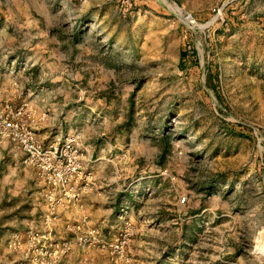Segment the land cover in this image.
Returning <instances> with one entry per match:
<instances>
[{"label": "rangeland", "instance_id": "374dc122", "mask_svg": "<svg viewBox=\"0 0 264 264\" xmlns=\"http://www.w3.org/2000/svg\"><path fill=\"white\" fill-rule=\"evenodd\" d=\"M0 264H264V0H0Z\"/></svg>", "mask_w": 264, "mask_h": 264}, {"label": "built area", "instance_id": "2783aa9c", "mask_svg": "<svg viewBox=\"0 0 264 264\" xmlns=\"http://www.w3.org/2000/svg\"><path fill=\"white\" fill-rule=\"evenodd\" d=\"M12 116V111H10ZM19 114V111L16 113ZM3 129L2 136L9 138L15 145V148L21 149L25 154L24 163L38 171L47 182L55 183L58 178L60 181L66 177L58 151L52 147L44 148L37 144L31 135L19 128L13 117H7L1 121ZM62 156V155H61Z\"/></svg>", "mask_w": 264, "mask_h": 264}]
</instances>
